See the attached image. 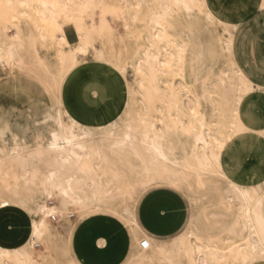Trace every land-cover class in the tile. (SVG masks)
Here are the masks:
<instances>
[{
  "label": "rangeland",
  "instance_id": "obj_1",
  "mask_svg": "<svg viewBox=\"0 0 264 264\" xmlns=\"http://www.w3.org/2000/svg\"><path fill=\"white\" fill-rule=\"evenodd\" d=\"M31 1L33 3L28 5H16L13 2L5 4L4 0H0V26L8 27L5 36L12 38L17 28L22 31V43L15 47L13 62L10 66L0 65V178H3L9 167L18 166L21 162L27 164L31 174H34L35 169L39 170L38 172L46 171L45 158L48 155L51 133L62 131L60 120L63 125L68 124L64 111L80 124L95 129L97 133L86 141L101 145L111 159L110 146L113 140L106 139L98 133L100 131L98 127L104 126L107 120L95 125H87L72 116L62 100L66 82L75 80L76 84L79 83V88L87 90L85 78L96 79L99 69L108 70L100 73L105 87L102 95L93 90L92 99L99 101L97 105L104 106L105 115L108 118L123 115L125 121L142 130L144 125H147L142 120L149 112L148 120L154 121L158 126L162 125L161 110L157 109V106L165 111L167 98L154 97L150 101L144 100L143 89L150 81L151 73L147 69L143 72L136 70L134 63L143 57L144 51L150 48L149 34L153 29L148 20L152 17L151 14L163 13L164 9H167L169 0ZM262 5L264 0H204V7H201L200 12L194 10L186 13L179 7L171 6L166 11L170 13H166L162 18L163 22L161 21L165 30L163 34L166 37H162L161 33V39L164 38V40H159V47L163 51L162 60L165 63L160 66L161 69L156 77L161 81L159 83L163 88L174 84L173 87L181 90V94L184 95L182 99L191 107L190 111H187V117L184 118L187 125H197L191 113L204 114L206 120L210 122L211 134L223 141V148L219 149V172L214 166L201 173L193 168L187 169V159L183 157L178 167L183 181L177 185L160 181L145 184L136 201L132 202L128 197L115 198L112 200V211L107 213L103 210H88L84 212L81 220L76 219V214L70 211L74 214L71 220L79 221V224L77 223L74 227V233L66 236L65 245L62 239H58L52 248H49L45 242L34 240L32 249L34 264H130L139 249L134 241L135 226L138 225L137 204L147 191L156 187H168L180 193L189 203L190 220L193 219L195 229L200 235L211 236V243H216L220 248L230 244L223 240L231 237L230 228L239 219L240 201L231 188V184L238 188H246L256 198H261L264 210V189L235 182L227 176L223 168L225 150L236 136L249 131L243 120L245 110L249 106L253 111L260 112L264 107V93L258 91L261 87L255 86L248 77L250 75L251 78L257 77L260 80L264 77V55H262L264 8ZM207 12L212 18L214 17L213 20L206 18ZM168 15L170 16L167 17ZM98 17H101V20L98 21ZM48 24H62L63 28L71 30L74 26L70 24L80 25L87 42L101 47L107 61L109 60L115 66L109 62L107 64V61H98L91 50L83 64L72 68L61 80L58 70L53 66V53L42 38L48 34L50 29ZM90 24H98V26L91 28ZM227 31L233 34L231 53L223 50L219 42V38L224 40L228 37ZM171 39L186 46L181 54L185 74L184 83L172 76L179 69L174 66L170 68V65L176 61L174 59L176 49L172 44H168V40ZM79 42L78 37L77 42L73 44L77 45ZM62 43L65 47L71 45L66 37ZM177 64L179 65V62ZM121 66L126 68L128 75L130 74L128 81L126 80L127 83L118 70ZM240 75L248 80L249 86L238 77ZM130 86L132 95L129 98L127 88ZM253 87L257 91H252ZM234 109H237L242 128L232 113ZM223 124L226 126L225 130H222ZM262 132L264 128L258 132L261 137H263ZM176 141L180 147L177 158H181L184 149L191 144V140L181 138ZM130 163L137 165L138 161L131 156ZM128 165L122 166L124 169H129ZM129 174L134 181L139 182L140 178L135 173L129 171ZM51 192L54 191H49V202L53 201L54 205H57L59 199L55 192ZM22 200L23 198L17 199V201ZM123 209H128L132 214V221L125 218V214L121 212ZM46 221L52 227L63 231L60 217L56 223L50 222L48 217ZM79 225L80 227H77ZM187 226L181 233L185 232ZM31 228V219L26 214L25 207L1 209L0 247L7 250L21 247L28 240ZM95 229H97L95 235L110 244L108 246L111 249L108 252H100L97 240L91 239ZM80 231L86 235L89 242L94 243L91 252L86 255L76 250L81 249L80 251L85 252L87 249L84 237L77 236ZM243 233L246 236L245 231ZM160 242L173 244L174 238L162 239L156 244ZM172 256L174 264L177 262L183 264L182 260L175 259L176 255ZM259 257H256L258 261ZM169 263V261L155 262V264Z\"/></svg>",
  "mask_w": 264,
  "mask_h": 264
},
{
  "label": "bare ground",
  "instance_id": "obj_2",
  "mask_svg": "<svg viewBox=\"0 0 264 264\" xmlns=\"http://www.w3.org/2000/svg\"><path fill=\"white\" fill-rule=\"evenodd\" d=\"M4 1L5 4L13 2L16 5L33 3L31 0ZM128 5L131 7L130 3ZM200 5H204V0H169L166 6L167 9L176 6L186 13H191L194 10L200 12ZM167 9H164V12L159 15L151 14L152 17L148 20L152 26L151 29H153L149 34L151 39L150 48L144 51L143 57L137 59L134 63L136 70L143 72L147 69L151 73V79L143 89L144 100L150 101L154 97L167 98L165 111L157 106V109L162 112V114L160 112L162 125L158 126L154 121H149L147 118L149 112L145 115V118L143 117L142 122L147 123V125H144L142 130L125 121L123 115L114 118H108L106 115L107 122L104 126L98 127V130H100L98 133H101L106 139L113 140L110 146L112 150L110 159L101 145L86 141L97 133L95 129L80 124L64 111L68 124L63 125L62 120H60L62 131L51 133L48 155L45 158L46 171L38 172L39 170L35 169L34 174H31V171L27 169V164L21 162L18 166L9 167L3 178H0V209L25 207L26 214L31 219L32 227L28 240L21 247H15L12 250L0 247V264H34L35 260L33 261L32 258L34 240L45 242L49 245V248H52L58 239H62L65 245L66 236L74 233V227L77 223L79 224V221L75 220L78 218L81 220L85 211H112V200L119 197H128L134 202L141 194L142 186L145 184L160 181L177 185L183 181L178 170L183 157L187 159V169L193 168L201 173V171L203 172L208 168L210 170L214 166L216 171L219 172V149L223 148V141L211 134L210 122L206 120L204 114L191 113L192 115H190L195 119L197 125H187L184 118L187 117V111L189 112L191 107L182 99L184 95L181 94V90L173 87L174 84L163 88L159 83L161 81L156 77L159 69H161L160 66L165 63L162 60L163 51L159 47V40H164V38L161 39L165 36L163 34L165 30L162 25V18L166 15ZM205 16L208 20L214 18L209 12ZM97 19L99 21L101 17ZM48 25L50 27L48 34L42 38L45 45L53 53V66L58 70L61 80L69 74L72 68L84 62L85 57L88 56L91 50L98 61H107L101 47H96L91 45L92 42L91 44H89V41V43L87 42L86 35L80 25L70 24L74 26L80 42L77 45L71 44L68 47H65L62 43L65 37L62 24ZM97 26L98 24H90L91 28ZM7 29V26H0V65L7 64L10 66L14 59L15 47L22 43V31L17 28L16 34L9 39L5 36ZM96 30L98 31V29ZM227 34L228 37L224 40L219 38V42L223 50L231 53L233 34L228 31ZM168 44H172L176 49L174 52L176 61L174 60L175 64L173 63V65L170 63V68L174 66L179 69L172 76L179 78L180 82L184 83L185 74L181 54L186 46L173 39L168 40ZM108 62L110 63L109 60L107 64H109ZM110 64L115 66L113 63ZM118 70L123 80L128 81L130 74L128 75L126 68L121 66ZM238 77L242 78L249 86V82L245 77L242 75ZM127 89L130 98L132 88L130 86ZM140 100L142 101V99ZM232 113L236 116L240 125L237 109L232 110ZM240 126L243 127L242 124ZM222 127V130L226 129L224 124ZM237 128L239 129V126ZM219 135L223 137V135ZM181 138L191 140V144L184 149L183 156L177 158L180 147L176 140ZM131 156L137 159V165L130 163ZM123 164H129V169H124ZM129 171L140 178L139 182L133 180ZM231 188L240 201V205L238 206L239 219L230 228L231 237L223 240V242L228 241L229 245L220 248L216 243H211V236L200 235L195 229L192 218L185 232L174 237L173 244H164L165 242L156 244L159 240H155L147 234L145 235L140 230V225H136L134 241L139 249H137L130 264H155V262L162 263L163 261L174 264L173 254L176 255L175 259L182 260L183 264H255L256 262L262 264L261 260L256 259L264 251L262 199L256 198L246 188H238L232 184ZM49 191H54L59 199V203L53 207L49 206ZM19 198H23V200L17 201ZM70 211L76 214L75 220H71L74 214ZM121 212L125 214V218L132 221V214L129 213L128 209H123ZM50 213L59 215L63 231L47 223L46 218ZM238 226L240 229H238ZM77 227H80V225ZM88 227L90 228V226ZM243 231H245L246 236ZM143 241L148 243L147 249L140 247ZM96 243L100 252H108L111 249L108 246L110 244L103 238L98 239ZM169 245L171 247H168Z\"/></svg>",
  "mask_w": 264,
  "mask_h": 264
},
{
  "label": "crops",
  "instance_id": "obj_3",
  "mask_svg": "<svg viewBox=\"0 0 264 264\" xmlns=\"http://www.w3.org/2000/svg\"><path fill=\"white\" fill-rule=\"evenodd\" d=\"M64 35L69 43L77 42L78 37L73 28L72 30L64 28ZM262 55H264V33ZM248 77L255 86L264 87L259 78H251L250 75ZM78 84L72 79L66 82L62 97L64 106L72 116L87 125L105 122L107 118L104 106L86 102L84 93L88 89L79 88ZM243 120L249 131L236 136L225 150L223 168L227 176L235 182L263 190L264 136L261 137L258 132L264 128V107L258 112L248 106L243 113ZM190 216L188 201L180 193L168 187L150 189L140 198L136 208V221L141 231L159 241L179 235L188 225ZM97 229L92 234L93 241L101 238L95 235ZM77 236L84 237L87 249L85 252L80 251L81 249L76 250L84 255L89 254L94 246L93 241L89 242L83 232H79Z\"/></svg>",
  "mask_w": 264,
  "mask_h": 264
},
{
  "label": "snow or ice",
  "instance_id": "obj_4",
  "mask_svg": "<svg viewBox=\"0 0 264 264\" xmlns=\"http://www.w3.org/2000/svg\"><path fill=\"white\" fill-rule=\"evenodd\" d=\"M201 7H204L203 5H200ZM262 8H264V5H262ZM107 69H99L97 71V77L96 79H92L91 77H86L85 78V82L88 85V91H86L84 93V96L86 98V102L88 103H98V100H93L92 99V90H95V92L99 93V94H103V89L105 87L104 85V81L102 79V77L100 76L101 72H107ZM260 83L262 85H264V77L261 78ZM252 91H257V89L255 87L252 88ZM258 91L264 93V87H261L260 89H258ZM262 136H264V132L261 133ZM162 187V186H161ZM260 260L262 262V264H264V251H262L260 253Z\"/></svg>",
  "mask_w": 264,
  "mask_h": 264
},
{
  "label": "built area",
  "instance_id": "obj_5",
  "mask_svg": "<svg viewBox=\"0 0 264 264\" xmlns=\"http://www.w3.org/2000/svg\"><path fill=\"white\" fill-rule=\"evenodd\" d=\"M49 206H51V207H53L54 206V202L53 201H50L49 202ZM71 218H73V217H71ZM58 219H59V215L57 214V213H50L49 215H48V220L50 221V222H52V223H56L57 221H58ZM148 243L146 242V241H143L142 243H141V245H140V247L142 248V249H147L148 248Z\"/></svg>",
  "mask_w": 264,
  "mask_h": 264
}]
</instances>
